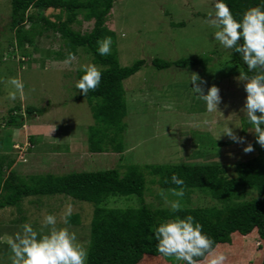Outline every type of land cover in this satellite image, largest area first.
<instances>
[{
  "label": "rangeland",
  "instance_id": "obj_1",
  "mask_svg": "<svg viewBox=\"0 0 264 264\" xmlns=\"http://www.w3.org/2000/svg\"><path fill=\"white\" fill-rule=\"evenodd\" d=\"M214 3L215 0H114L106 27L115 33L112 42L118 62L129 66L143 60L144 65L123 82L127 104L123 152L96 154L90 152L87 139L94 121L87 101L78 97L80 90L75 86L81 65L93 64L91 55L78 49L76 59L65 64L67 49L59 35L50 31L36 37L32 45L18 47L10 23V0H0V155L14 158L11 169L21 176L110 169L128 175L131 165L191 163L210 167L212 163L208 162H215L219 177L223 178L221 184L248 182L234 174L233 166L254 156L258 143L252 132L254 126L242 127L241 119L246 116L241 109L247 94L243 82L237 79L240 71L229 56L230 50L215 40L216 29L206 23ZM36 12L33 8L28 11ZM56 14L52 9L44 11L50 20ZM28 26L27 23L24 29ZM92 27L93 22L84 21L81 16L72 25L80 33H87ZM122 32L126 33L123 38ZM205 57L211 60L204 68L157 71L151 66L154 58L176 61ZM191 73L206 81L205 94L213 84L220 89L218 111L209 113L205 102L193 93ZM13 77L23 81L24 99L8 98L12 89L6 81ZM29 107L40 114L28 115L25 110ZM12 116L21 124L8 126ZM228 125L239 137L244 134L245 143L221 135ZM248 143L254 151L246 154L243 148ZM146 180L144 202L150 207L171 208L164 197L168 202L179 200L152 183L151 176ZM254 196V191L247 190L245 199ZM115 200L107 206H139L134 196ZM68 204L81 221L79 226L68 227L69 231L87 249L93 210L90 203L64 196L29 197L22 201L21 213L15 208L0 210V264H11L12 253L5 237L21 231L20 222L46 232L43 219L51 214L57 218L58 226L67 227L61 218ZM180 204L219 206L208 193L199 190L190 194L189 205ZM241 241L221 247L227 257L225 264H259L264 257L263 243L256 235Z\"/></svg>",
  "mask_w": 264,
  "mask_h": 264
},
{
  "label": "trees",
  "instance_id": "obj_2",
  "mask_svg": "<svg viewBox=\"0 0 264 264\" xmlns=\"http://www.w3.org/2000/svg\"><path fill=\"white\" fill-rule=\"evenodd\" d=\"M224 2L237 20L250 7L260 6L264 9V0ZM113 3L114 0H10V23L18 47L32 45L36 37L50 31L59 35L67 49V55H76L77 50L82 49L91 55L92 63L100 67L102 78L98 88L89 91L86 96L80 91L78 96L87 101L94 121L93 129L89 130L87 137L92 153L123 152V120L127 115L123 82L144 65L143 60H137L129 66H121L114 42L109 55L101 56L98 53V40L111 37L113 41L115 38V33L106 27ZM32 8L38 12L28 13ZM47 9L58 12L53 17L54 20L44 15ZM79 16L84 21L93 22L89 32L80 33L72 28ZM27 23L29 26L24 29ZM229 50L235 67L240 72L247 73V66L240 54L234 49ZM210 60L209 57L176 61L154 58L151 66L157 71L172 67L204 68ZM82 75V70L76 72V82ZM25 111L28 115L40 114L32 107ZM241 122L243 128L250 124L247 117L242 118ZM19 124L21 123L14 116L7 122L8 126ZM240 137H244V134ZM218 144L222 146L223 143ZM13 164L14 158L6 154L0 155V210L15 208L21 213L22 201L38 196H64L93 206L85 264H165L164 261L177 264L179 261L174 257H164L157 251L154 237V231L161 221L176 216L194 217L203 226V232L214 241L213 246L217 252L224 253L222 246H229L233 242L242 243L243 238L251 235H256L264 245V147L259 144L254 156L234 167V174L248 180L242 184H221L223 178L219 177L218 167H154L152 172L158 177L157 183L162 190L172 192V189H178L179 186L171 182L173 174L183 179L184 195L178 197L180 202L189 205L190 194L199 190L208 193L219 203V206L213 207L181 206L178 212H173L171 208H152L144 202L147 192L145 180L136 169H132L128 175H122L118 169H110L64 175L47 173L21 176L11 169ZM247 190L254 191L255 196L245 199ZM132 196L138 200V207L107 206L115 199ZM19 224L23 225V222ZM80 224V216L72 214L65 226L76 227ZM180 264L184 262L180 261ZM259 264H264V257Z\"/></svg>",
  "mask_w": 264,
  "mask_h": 264
},
{
  "label": "clouds",
  "instance_id": "obj_3",
  "mask_svg": "<svg viewBox=\"0 0 264 264\" xmlns=\"http://www.w3.org/2000/svg\"><path fill=\"white\" fill-rule=\"evenodd\" d=\"M215 28L214 38L226 49H234L242 57L248 72H240L237 78L244 84L246 100L241 109L248 122L253 125L256 142L264 147V9L260 6L248 8L237 20L224 0H215L214 10L208 14L206 21ZM126 33H121L125 37ZM242 41V43H241ZM98 53L106 56L111 53V37H104L97 41ZM76 59L69 53L65 64H71ZM83 75L76 82V88L86 96L89 91H95L102 78L101 71L95 64L81 65ZM249 73H252L249 75ZM11 87L9 99L25 98V86L18 77L6 81ZM190 83L194 94L206 104L209 113L218 111L221 103L220 89L213 84L205 90L206 84L197 73H191ZM259 113V114H258ZM208 121L205 120L204 124ZM221 135L228 136L233 142L245 143L244 137H239L231 127L225 126ZM220 135V136H221ZM220 138V137H219ZM244 153H251L254 148L248 143L243 148ZM171 182L178 187L172 189L173 195H184L183 179L176 174L171 176ZM163 196V192L161 193ZM173 212L181 209L179 200L167 201ZM73 206L68 204L62 216L64 225L68 224V217L72 215ZM46 232L34 230L30 223H25L12 236H6L5 242L9 246L12 256L11 264H85L87 249L77 242V236L68 227L58 226L54 215H46L43 219ZM157 251L164 257H174L184 264H225L226 255L217 252L214 241L203 232V226L188 215L184 218L176 216L173 219L161 221L154 231ZM199 258H203L202 260Z\"/></svg>",
  "mask_w": 264,
  "mask_h": 264
},
{
  "label": "crops",
  "instance_id": "obj_4",
  "mask_svg": "<svg viewBox=\"0 0 264 264\" xmlns=\"http://www.w3.org/2000/svg\"><path fill=\"white\" fill-rule=\"evenodd\" d=\"M96 154H100V153H96ZM115 154V153H114ZM208 163H212L210 165V169H213L214 167H218V163H215V162H208ZM166 165H169V166H185V167H198L199 165H194V164H191V163H180V164H144V165H131L130 167H132L131 169L138 171V172H141L142 175H143V178L145 180V185L144 187L146 188L147 186V180H146V177L148 176V179H149V176H151L152 178V183L155 182L157 185V180H158V177L155 176L152 172L153 168L154 167H158V166H166ZM206 165V166H209L208 164H203V166ZM201 166V165H200ZM201 166V167H203ZM235 166H233V169H234ZM219 168V167H218ZM234 171V170H233ZM122 175H126V174H122ZM159 186V185H158ZM160 187V186H159Z\"/></svg>",
  "mask_w": 264,
  "mask_h": 264
}]
</instances>
